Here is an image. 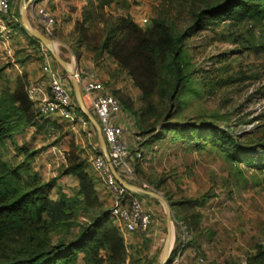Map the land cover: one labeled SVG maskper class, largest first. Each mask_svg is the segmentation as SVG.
Wrapping results in <instances>:
<instances>
[{"label":"rangeland","instance_id":"rangeland-1","mask_svg":"<svg viewBox=\"0 0 264 264\" xmlns=\"http://www.w3.org/2000/svg\"><path fill=\"white\" fill-rule=\"evenodd\" d=\"M119 1L117 5L107 8V12L111 15H127L141 31L149 28L153 19L158 17L174 24L178 31L183 30L190 20V6L185 0ZM11 5H14L15 8L12 9L20 23L21 19L17 16V13L20 16L19 0H12L10 12ZM10 14H0V18L10 19ZM143 17H147L148 22H141ZM10 23H15L12 18ZM54 45L58 52L59 41H54ZM133 46L132 35L125 43L120 44L118 50L122 54L135 53ZM183 51L184 61L187 63L185 70L190 73V78L187 87L180 94V102L171 108L175 113L172 121H191L197 124L211 121L229 129L235 136L264 124L263 21L225 18L218 26L188 37L184 41ZM61 53L63 56L64 52ZM64 58L68 61L67 56ZM36 60L38 65L40 59ZM99 60L100 68L110 78L103 81L108 91L117 98L123 96L131 99L135 114L123 111V117L134 129V133L139 134L144 141L148 135L142 133L144 120L139 114L141 107L149 101L161 109L166 104L160 103L157 88L150 90L148 78L139 69L140 62L134 54L129 60V69H122L117 65L111 54ZM16 63V58L8 55L0 45V92L6 87L13 89L19 86L18 83L24 91L31 85H36L25 80V75L20 72L18 64L15 66ZM142 87L150 90L148 96H144ZM47 91L49 92V87ZM74 103L76 104L75 100ZM33 107L36 113H40H35L36 118H43L38 123L41 126H28L22 133L14 136L18 145H24L28 151L35 152L31 166L41 174L44 181L56 178V185H65V191L71 194L75 183L73 176L57 178V175L67 161H73L74 158L81 160L94 179L99 199L105 208L111 209L112 223L120 228L113 211L114 202L110 200L111 195L103 176L92 165V159L98 150L94 126L90 122L83 126L76 120L64 121L56 115L44 116L38 109V101L33 102ZM149 121L156 124L153 117ZM86 126L91 127L95 136L87 137ZM156 127L158 128L157 125ZM135 134L132 133V136ZM247 140L249 139L244 138L241 143L248 144ZM142 147L144 156L134 163L137 177L146 184L143 188L158 192L167 201V198L176 201L211 195L202 207L185 211L172 209L175 238L172 249L180 233L177 222H188L187 213L198 211L201 215L200 232L195 242L184 223L187 230L184 249L188 247L192 255L187 264H196L198 256L205 257L210 264H264V171H254L237 160L230 161L209 146L199 151L191 144L172 142L169 137ZM14 152V147L6 143L4 156L10 159ZM16 158L19 160L20 155ZM134 183L141 186L138 182ZM55 191L56 189L51 191L52 196H55ZM140 197L138 199L142 207L150 215V223L145 231L124 233L127 251L124 264H159L167 234L165 210L158 200ZM80 220H84V217ZM60 234L62 237H69L62 232Z\"/></svg>","mask_w":264,"mask_h":264},{"label":"trees","instance_id":"trees-1","mask_svg":"<svg viewBox=\"0 0 264 264\" xmlns=\"http://www.w3.org/2000/svg\"><path fill=\"white\" fill-rule=\"evenodd\" d=\"M85 1L81 19L75 23L71 36L74 54L78 55L80 47L92 53L95 60L111 54L122 69L130 68L129 60L134 54L140 62L139 69L148 78L150 90L157 88L160 103L166 104V108L161 109L149 101L141 107L142 133L148 135L141 146L169 137L172 142L191 144L199 151L209 146L230 161L237 160L254 171H264V124L235 136L211 121L199 124L172 121L175 113L171 109L180 102V94L190 78L185 70L184 41L218 26L225 18L264 22V0H185L190 6V20L180 31L162 17L153 19L152 25L141 31L127 15L107 12V8L117 5L119 0ZM17 16L20 18L18 13ZM132 35L135 53L122 54L118 47ZM18 85L0 92V264H124L127 255L124 237L112 223L111 209L105 208L99 199L94 179L83 162L76 158L69 160L57 175V178L70 175L76 179L77 185L69 194L62 185H56V178L44 181L31 166L35 152L15 140L14 136L28 126H41L38 123L43 119L42 116L36 118L33 102L27 98L22 85ZM142 88L144 96H148L150 90ZM117 99L121 109L135 114L131 99L123 96ZM74 110L89 122L77 104ZM152 117L156 124L149 121ZM244 138L249 139L248 144L241 143ZM6 143L15 150L10 159L3 153ZM135 165L133 163L134 172ZM53 189H56L55 196L51 195ZM210 197L167 199L171 210L185 211L204 206ZM82 216L84 220H80ZM187 220L184 223L191 233L200 232V212L187 213ZM61 232L69 237H62ZM179 248L176 238L169 264Z\"/></svg>","mask_w":264,"mask_h":264},{"label":"built area","instance_id":"built-area-1","mask_svg":"<svg viewBox=\"0 0 264 264\" xmlns=\"http://www.w3.org/2000/svg\"><path fill=\"white\" fill-rule=\"evenodd\" d=\"M37 1L30 0L29 5H34ZM10 3L11 0H0V14L11 13L9 10ZM36 14V28L40 29L47 37L54 39L56 21L50 10L44 6H37ZM141 22H148V18L143 17ZM43 71L49 82V93L38 85H31L26 91L28 98L33 102L38 101V109L44 115L59 113V115L71 121L81 119L82 117L74 111L75 103L69 76L54 68L48 58L44 59ZM76 76L83 100L88 102L89 110L99 123L108 156L115 170L124 179L133 183L138 182L142 187H146V184L142 183L137 177L133 168V163L140 161L144 156V150L141 146L143 139L139 134L133 132L135 134V147L132 150L124 142L123 134L125 129L114 122V116L122 112L118 99L110 92H99L101 89L100 84L95 80L85 79L77 74ZM92 165L103 176L105 186L114 202L113 211L121 230L124 233L137 230L145 231L150 223L149 213L145 211L141 201L134 194L116 182L101 152L99 143L97 155L92 159ZM177 223L180 228V233L177 237L180 248L177 254H180L187 243V230L183 222L179 221ZM196 264L210 263L205 257L198 256Z\"/></svg>","mask_w":264,"mask_h":264},{"label":"crops","instance_id":"crops-1","mask_svg":"<svg viewBox=\"0 0 264 264\" xmlns=\"http://www.w3.org/2000/svg\"><path fill=\"white\" fill-rule=\"evenodd\" d=\"M85 0H38L34 5H29L27 7V19L29 23L36 28V7L44 6L50 10L53 15L56 23L54 29V40H58L60 43V47L58 53L64 52V55L61 57L67 61L64 57H68V61H73L75 64V71L79 77L85 79H93L100 84L99 92H109L108 87L105 85L103 81H108L110 78L107 74L103 72L100 68L101 62L100 60H95L93 58V54L87 52L83 47L78 49V55H75L73 52V41L71 40V36L74 30L75 23L81 19L82 8L85 5ZM12 3V0H11ZM19 7H21V0H19ZM12 8H15L14 5H11V18L15 23L9 24L10 19L4 20V18H0V45L7 52L8 55H11L13 58H16V64L20 66V72H23L25 75V80L31 83H35L40 86L45 92L49 87L48 79L43 71V62L44 59H50L52 66L64 74L63 69L56 63L51 53L41 44H37L31 37L29 33H25L21 29V22L18 23L16 16L14 15V11ZM16 12V11H15ZM9 20V21H8ZM8 24V25H7ZM21 26V27H20ZM12 27V28H11ZM38 29V28H36ZM40 30V29H38ZM31 36V35H30ZM33 37V36H32ZM34 38V37H33ZM37 40V39H36ZM38 41V40H37ZM21 50V51H20ZM31 56V58H29ZM37 58L40 59L39 64L37 65ZM30 67L32 69L28 70ZM39 67V69H38ZM61 69H60V68ZM104 73V74H103ZM67 73H65L66 75ZM103 75V76H102ZM103 77V78H102ZM49 93V92H48ZM85 105H88V102L85 101ZM75 108V107H74ZM89 109V106L87 107ZM77 115L76 110H74ZM123 111L114 116V122L120 124L125 132L123 134V140L128 145V148L131 150L135 147L134 136L132 133L134 129L126 123L125 116L123 117ZM56 115L61 120H68L59 113H53L50 115L44 116H52ZM69 121V120H68ZM83 126L86 125V122L81 119H77ZM50 124V123H49ZM87 137L95 136V132L91 129V127L86 126ZM97 132H96V141H97ZM99 143V142H98ZM74 178V177H73ZM75 183L72 185L73 189L77 185V181L74 178ZM65 190V185H62ZM110 200L112 201V197L110 196ZM142 200V199H141ZM199 206H197L198 208ZM196 208V206H194ZM118 227L117 225H115ZM119 228V227H118ZM120 232L123 236H125L124 232L119 228ZM197 234L192 233V241L197 240ZM125 238V237H124ZM189 254V255H188ZM190 251L188 247L183 248L180 254H177L170 264H187V261L191 258Z\"/></svg>","mask_w":264,"mask_h":264},{"label":"water","instance_id":"water-1","mask_svg":"<svg viewBox=\"0 0 264 264\" xmlns=\"http://www.w3.org/2000/svg\"><path fill=\"white\" fill-rule=\"evenodd\" d=\"M30 3V0H21V7H20V19H21V26L22 28L33 36L35 39L41 42V44L51 53L56 63L69 75L71 84H72V92L74 100L82 112V114L88 119V121L94 126L97 132V138L99 142V146L101 152L106 159L108 168L112 173L113 177L115 178L116 182L121 185L122 187L126 188L132 194L144 197H151L163 204L165 210V220H166V238L164 242V246L161 252L159 264H169L172 254V244L174 242V234H173V226H172V210L169 202L161 196L158 192L154 190L145 189L135 183L129 182L123 177L119 175V173L115 170L114 166L111 163V160L107 153L106 143L101 133V129L97 119L95 118L94 114L87 108L85 102L82 97V93L80 90V85L76 76L75 72V64L71 61H65L55 49L53 42L55 41L52 38L47 37L43 34L40 30L33 27L26 15V9Z\"/></svg>","mask_w":264,"mask_h":264},{"label":"bare ground","instance_id":"bare-ground-1","mask_svg":"<svg viewBox=\"0 0 264 264\" xmlns=\"http://www.w3.org/2000/svg\"><path fill=\"white\" fill-rule=\"evenodd\" d=\"M53 45H54V42H53ZM54 47H55V45H54ZM56 49V48H55Z\"/></svg>","mask_w":264,"mask_h":264}]
</instances>
